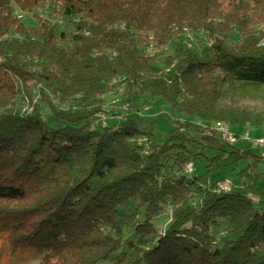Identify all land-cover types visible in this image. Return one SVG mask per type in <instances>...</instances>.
I'll return each mask as SVG.
<instances>
[{"label":"trees","instance_id":"trees-1","mask_svg":"<svg viewBox=\"0 0 264 264\" xmlns=\"http://www.w3.org/2000/svg\"><path fill=\"white\" fill-rule=\"evenodd\" d=\"M119 90L183 120L163 144L129 116L108 124ZM262 96L264 0H0V234L42 264H264L256 179L218 193L226 177L186 174L264 160L198 125L264 131Z\"/></svg>","mask_w":264,"mask_h":264},{"label":"rangeland","instance_id":"rangeland-1","mask_svg":"<svg viewBox=\"0 0 264 264\" xmlns=\"http://www.w3.org/2000/svg\"><path fill=\"white\" fill-rule=\"evenodd\" d=\"M32 13L25 14V22H33ZM204 40V39H202ZM199 40H196L193 49L200 50ZM180 46V40L174 39L172 44L166 50L165 54H173ZM35 97L34 99H36ZM132 100L125 99L124 90H119L117 94L107 95L106 112L101 114L102 120H107L108 124L115 125L120 119L129 116L140 124V129L151 133L155 136L156 142L163 144L171 135V132L183 120L182 114L176 111L168 102L162 98L152 97L145 93L142 95H132ZM137 98V99H136ZM259 102H264V97H260ZM105 118V119H104ZM239 135L249 133L252 138L264 136V131L259 130H233ZM205 145H209V141H204ZM248 145L244 141H240L235 148L241 152L247 149ZM230 149L229 147H227ZM212 153H209L211 155ZM258 154V153H257ZM205 162L200 165H194L196 172L194 175L203 176L201 181L206 186L214 185L218 180L226 177L232 181L233 188H237L239 192L249 193L248 188L256 179L259 193H249V197L253 199L261 208H264V160L257 161L254 158L250 160H241L237 167L233 168L229 163H223V168L214 169L213 172L207 173L205 170ZM250 170V176L242 178L239 173ZM216 189V187H215ZM166 220L164 221V223ZM168 222V221H167ZM163 223V224H164ZM44 253L35 251H19L13 252L6 242V236L0 234V264H42ZM102 264H114V260L104 262Z\"/></svg>","mask_w":264,"mask_h":264},{"label":"built area","instance_id":"built-area-1","mask_svg":"<svg viewBox=\"0 0 264 264\" xmlns=\"http://www.w3.org/2000/svg\"><path fill=\"white\" fill-rule=\"evenodd\" d=\"M15 15L20 20H23L25 18V13L20 10H16ZM200 34H203V32H201ZM183 37L187 48L193 49L196 41L195 35L189 30L185 29ZM32 110L33 107H31L30 105L23 108V111L27 114L31 113ZM198 125L205 130V134L208 136H213L214 134H217L225 145L236 146L240 141L246 142L248 147L256 151L258 155L262 159H264V136L258 138H252L249 133H246L245 135H239L236 132L232 131L228 124L221 121L212 122V123L199 122ZM194 172H195L194 165L191 163L188 164L186 167V174L191 175ZM232 190H233V184L232 181L228 178L223 181H220L216 186V191L218 193H229Z\"/></svg>","mask_w":264,"mask_h":264}]
</instances>
